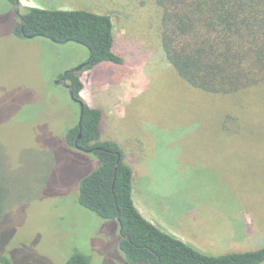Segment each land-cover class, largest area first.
Wrapping results in <instances>:
<instances>
[{"label": "rangeland", "instance_id": "1", "mask_svg": "<svg viewBox=\"0 0 264 264\" xmlns=\"http://www.w3.org/2000/svg\"><path fill=\"white\" fill-rule=\"evenodd\" d=\"M19 2L20 15L34 7L112 17L124 63L79 72L81 97L103 111L102 139L120 145L134 198L140 192L156 226L214 256L264 246V90L231 102L192 88L165 59L155 0ZM19 17L0 0V251L16 264H65L76 251L91 264H130L116 222L77 201L96 155L65 142L81 110L56 81L90 51L20 39Z\"/></svg>", "mask_w": 264, "mask_h": 264}, {"label": "trees", "instance_id": "2", "mask_svg": "<svg viewBox=\"0 0 264 264\" xmlns=\"http://www.w3.org/2000/svg\"><path fill=\"white\" fill-rule=\"evenodd\" d=\"M155 3L162 11L165 59L192 88L231 102L264 90V0H155ZM22 18L20 22L19 17L14 28L20 39L43 37L87 47L90 58L81 72L105 62L124 63L114 51V24L110 15L30 7ZM78 73H68L66 79L71 81L75 98L83 100L84 84ZM255 110L247 109L245 113L252 114ZM103 119L101 109L85 103L81 126L78 121L69 129L65 142L72 149H77V144L96 155L99 167L80 181L77 201L98 217L115 221L119 229L123 227L119 246L128 263L264 264L263 245L255 251L214 256L146 220L133 199L134 170L125 163L117 142L102 139ZM259 125L264 128L262 121ZM225 127L239 129L233 124ZM91 262L90 256L76 251L65 264ZM0 264L16 263L1 250Z\"/></svg>", "mask_w": 264, "mask_h": 264}, {"label": "water", "instance_id": "3", "mask_svg": "<svg viewBox=\"0 0 264 264\" xmlns=\"http://www.w3.org/2000/svg\"><path fill=\"white\" fill-rule=\"evenodd\" d=\"M19 5H20L19 0H16V14L22 18V15H20L19 10H18ZM22 20H23V18H22ZM28 38L31 39L32 37H28ZM59 43L66 44L67 41L59 42ZM85 65H86V63H85V64H82V65H80V66H78V67L75 68V69H72V70H70V71H67V72H65V75H67L68 73H77V72H81V71L83 70V68L85 67ZM62 85L65 86V87H67L66 83H63ZM68 88H70V90H72L71 87H68ZM71 96H72V98H74V93H73V92H71ZM77 102H78V103L80 104V106H81V117H80V123H79V125L81 126V121H82L83 114H84V106H85V102H84L83 100H77ZM77 149H78V150H81V151L92 152V150H84L83 148L79 147L78 145H77ZM120 233H121V234L123 233V227H122V226H121V229H120ZM124 238L129 239V237H128L127 235H124Z\"/></svg>", "mask_w": 264, "mask_h": 264}, {"label": "crops", "instance_id": "4", "mask_svg": "<svg viewBox=\"0 0 264 264\" xmlns=\"http://www.w3.org/2000/svg\"><path fill=\"white\" fill-rule=\"evenodd\" d=\"M101 132H102V130H101ZM133 187H134V183H133ZM133 187H132V188H133ZM136 194H138V193L136 192ZM133 199H134L135 206L137 207L138 211L142 214V216H143L146 220H148L149 222H151V223L154 224V222L152 221V219L149 217V213H148V211H147V208H146L145 203H144L143 200H142V195L140 194V192H139V194H138V197L136 198L137 201L135 200V198H134V188H133ZM154 225H155V224H154ZM157 227H158V226H157ZM169 234H170V233H169Z\"/></svg>", "mask_w": 264, "mask_h": 264}, {"label": "flooded vegetation", "instance_id": "5", "mask_svg": "<svg viewBox=\"0 0 264 264\" xmlns=\"http://www.w3.org/2000/svg\"><path fill=\"white\" fill-rule=\"evenodd\" d=\"M14 7H16V3L14 4ZM22 21V18L20 17V22ZM78 73V72H77ZM68 75V74H67ZM67 75H65V73H63V76L61 77V79H59V80H57L56 81V83L58 84V85H62L63 83H66V85H67V87H65V86H63L64 88H66L67 90H68V93H70V95H71V92H73L74 93V91H73V88H72V85H71V81L70 80H68V79H66V76ZM68 87H71V89L72 90H70V88H68ZM71 100L74 102V103H76V104H78L79 105V108H80V110H81V106H80V104L77 102V100H79V99H76L75 98V95H74V98H72V96H71ZM81 117V116H80ZM79 123H80V119H79ZM79 123H78V125H79ZM75 126V125H74ZM80 126V125H79ZM82 138V136H81V134H79V136H78V139H81ZM76 146H77V144H76ZM86 152V151H85Z\"/></svg>", "mask_w": 264, "mask_h": 264}]
</instances>
